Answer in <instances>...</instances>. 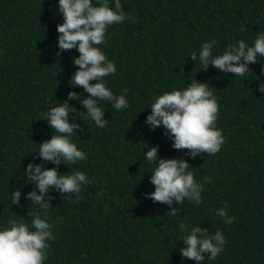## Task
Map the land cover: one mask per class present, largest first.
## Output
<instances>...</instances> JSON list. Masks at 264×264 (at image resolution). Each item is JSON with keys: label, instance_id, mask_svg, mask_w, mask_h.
Returning a JSON list of instances; mask_svg holds the SVG:
<instances>
[{"label": "trees", "instance_id": "1", "mask_svg": "<svg viewBox=\"0 0 264 264\" xmlns=\"http://www.w3.org/2000/svg\"><path fill=\"white\" fill-rule=\"evenodd\" d=\"M114 3L110 0L113 9ZM121 4L131 19L109 26L106 43L97 47L117 69L104 78L106 87L115 96L126 95L130 106L116 110L111 101H98L108 120L103 128L86 114L69 113L70 123L83 131L68 139L86 159L68 164L61 158L59 166L45 167H58L60 174L80 171L90 183L78 196L50 191L54 199L45 211L26 199L36 186L24 173L29 163H42L39 144L57 134L45 120L51 108L67 101L86 112L84 89L69 83L80 53L57 55V25L64 22L59 0H0V230L10 228L11 220L31 225L28 211L39 213L54 237L46 242L44 264H196L182 259L188 232L178 225L184 223L189 231L200 226L226 239L224 251L204 264H264V93L259 91L264 57L258 55L242 77L211 65L203 71L199 60L207 42L215 41L213 56L240 40L254 46L257 32H264V0ZM194 79L211 86L218 104L214 128L224 137L218 153L196 158L190 150H175L162 127L153 131L145 123L156 97L183 91ZM70 92L80 100H68ZM149 145L159 147L161 159L188 162L202 186L203 203L185 199L172 216L168 205L145 198L155 191L150 178L156 165L145 156ZM18 189L21 200L14 205L11 193ZM225 207L235 218L232 224L216 214Z\"/></svg>", "mask_w": 264, "mask_h": 264}, {"label": "clouds", "instance_id": "2", "mask_svg": "<svg viewBox=\"0 0 264 264\" xmlns=\"http://www.w3.org/2000/svg\"><path fill=\"white\" fill-rule=\"evenodd\" d=\"M59 12L64 22L57 25V55L73 49L80 53L78 58H73L77 71L69 83L73 87L84 89L86 98L81 103L86 112H77L64 101L45 114V120L57 134L39 144L37 158L42 163H29L24 173L36 186V190L29 192L26 199L45 211L52 207L51 201L54 197L48 195L50 191H59L62 196H78L81 186L90 183L87 176L80 171L60 174L58 167H45L47 162L59 166L62 164L61 158L68 164L86 159L84 152L78 150L68 139L73 133L83 131L79 123H70L69 113H76L79 118L81 116L77 113L86 114L98 128H103L108 120L104 119L105 111L98 105V101H111L116 110L130 106L126 95L115 96L106 87L104 78L115 74L117 69L115 63L108 60L97 47L106 43L105 36L109 26L131 19L122 11L121 0H115L114 9L110 6V0H95V4L93 0H59ZM244 30L242 27L241 31ZM214 44L215 41H212L201 46L199 60L203 71H207L211 65L225 74L232 73L242 77L250 71V64L258 63V55L264 57V32H257L254 46H248L240 40L229 45L223 54L216 56L212 53ZM190 57L196 61L197 53L192 52ZM93 81L98 82L92 83ZM210 87L208 83L194 79L183 91L174 90L156 97L151 104V114L146 118V125L153 131L162 127L164 135L173 141V148L190 150L188 155L192 158L204 153H218L224 137L221 130L214 128L218 104L209 90ZM259 91L264 93V83L260 84ZM68 100H80V95L70 92ZM158 153V146L149 145L145 154L147 162L156 165L150 178L155 191L145 194V198L154 203L168 205L171 208L168 215L172 216L181 211L176 205H182L185 199L196 204L203 203L202 186L194 180V174L188 171L191 167L188 162L183 158L161 159ZM11 195L13 204L19 205L21 191L18 189ZM226 207L217 209L216 214L226 224H232L235 218L228 216ZM27 215L31 217V225L11 220L10 228L0 230V264H44L48 247L46 242L54 239L50 231L51 225L37 212L28 211ZM178 227L180 231L188 232L182 239L185 245L180 248L182 259L204 264L206 257L215 260L224 251L226 239L222 232L213 234L200 226L189 231L184 223H180Z\"/></svg>", "mask_w": 264, "mask_h": 264}]
</instances>
